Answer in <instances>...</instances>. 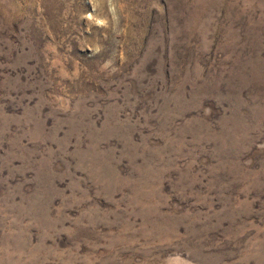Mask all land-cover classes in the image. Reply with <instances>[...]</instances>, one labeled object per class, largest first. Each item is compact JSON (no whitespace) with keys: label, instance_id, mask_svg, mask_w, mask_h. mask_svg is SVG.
<instances>
[{"label":"rangeland","instance_id":"rangeland-1","mask_svg":"<svg viewBox=\"0 0 264 264\" xmlns=\"http://www.w3.org/2000/svg\"><path fill=\"white\" fill-rule=\"evenodd\" d=\"M0 264H264V0H0Z\"/></svg>","mask_w":264,"mask_h":264}]
</instances>
